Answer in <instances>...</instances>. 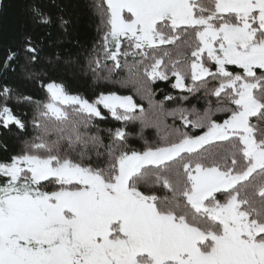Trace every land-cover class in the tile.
<instances>
[{
  "label": "snow or ice",
  "instance_id": "1",
  "mask_svg": "<svg viewBox=\"0 0 264 264\" xmlns=\"http://www.w3.org/2000/svg\"><path fill=\"white\" fill-rule=\"evenodd\" d=\"M71 6L0 39V264H264V0H91L86 64Z\"/></svg>",
  "mask_w": 264,
  "mask_h": 264
},
{
  "label": "trees",
  "instance_id": "2",
  "mask_svg": "<svg viewBox=\"0 0 264 264\" xmlns=\"http://www.w3.org/2000/svg\"><path fill=\"white\" fill-rule=\"evenodd\" d=\"M91 0H71V7L68 10L74 20V25L71 30V35L64 40L62 48L65 54H70L73 58H79L83 64L87 63L89 55L92 53L94 46L99 47L101 38V32L98 31L99 20L94 11L87 7ZM5 5L2 14H0V39L4 41H10L17 39L23 31H33L37 38H44L47 44L51 40H54L58 35V30L54 27L52 29L39 28L32 25L28 19V15L25 9V0H3ZM51 31L52 36L46 35ZM110 63V62H109ZM106 74V73H105ZM70 91L73 93H80L87 96H91L94 90L106 87L112 90L119 89V85L112 84L109 81H96L91 72L78 73L74 77L69 78ZM156 91V99H162V92H171L174 95L178 93V90L171 88L170 83L166 81H157L153 85ZM162 90V92H161ZM30 91L36 96L37 99H43L44 93L37 86L31 88ZM119 94H132L127 89H119ZM137 102L142 103L144 107L148 108V100L141 98L140 96L134 97ZM195 103V101H193ZM106 112V110H105ZM111 119V118H109ZM115 123V122H112ZM169 123L171 121L169 120ZM112 124H101V127H110ZM138 128V125L135 126ZM29 127V132H31ZM146 135L149 140L156 139L155 129L146 130ZM27 138V137H25ZM143 141H135V146H142Z\"/></svg>",
  "mask_w": 264,
  "mask_h": 264
}]
</instances>
